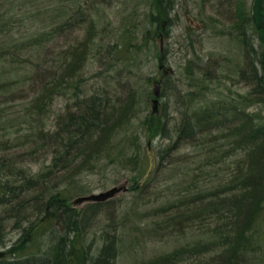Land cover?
Wrapping results in <instances>:
<instances>
[{
  "label": "rangeland",
  "instance_id": "374dc122",
  "mask_svg": "<svg viewBox=\"0 0 264 264\" xmlns=\"http://www.w3.org/2000/svg\"><path fill=\"white\" fill-rule=\"evenodd\" d=\"M171 1L170 12L158 20L161 28H157L151 21L154 0H0V83L30 76L25 85L14 84L0 94V112L5 113L0 122V157L5 164L30 168L31 173L46 170L52 153L48 147L34 150L38 133L66 123V116L75 109L76 89L67 77L63 85L68 88L49 101L42 100L46 102L44 118L28 129L24 120L42 99L40 88L34 87L47 77V82H53L54 70L61 72L71 65L69 55L63 59L61 52L66 54L67 47L80 42L89 43L90 35L91 47L80 71L84 79L79 85L81 93L100 91L118 106L132 96L131 114L118 124L116 143L137 136L141 146L139 164L110 160L103 154L91 168L76 174L55 168L49 178L56 187L50 194L61 193L58 203L69 208L65 213L52 208L41 219L42 207L36 215L34 209L42 202L33 197L38 190L21 194L17 201L25 204L21 209L6 208L5 213L0 205V249L6 250V259L32 253L52 264L51 247L61 236H73L71 229L76 225L72 240L81 263L93 264L102 245L112 243L116 251L113 264H166L164 256L173 253L181 255L170 264H226L221 249H203L204 244L220 239L223 230V234L234 235L229 224L233 217H227L230 213L224 208L229 195L238 191L224 187L236 163L245 165L243 149L234 148L236 156L224 155L233 149L230 143L238 140L228 129H209L195 139L181 140L175 138L174 126L186 112L211 105L232 106L230 114L239 110L241 118L244 114L264 117V94L252 92L248 66L252 53H246L243 43L258 47L262 31L250 20L254 0ZM81 12L88 16L82 23ZM69 17L74 25L54 32ZM122 35L134 46L122 53V61L114 60ZM27 66L39 72H23ZM156 84V111L152 112ZM156 117L166 122L163 132L168 137L155 129L148 131L147 122ZM148 161L152 168L144 176L141 172L147 171ZM1 176L2 180L11 178L7 171ZM113 186L126 189L103 201L74 203L80 196ZM216 190L222 202L208 208ZM261 205L245 231L244 251L241 254L239 249L237 261L228 260V264H264V201ZM217 210L220 216L213 214ZM29 224L38 228L30 233L23 228ZM73 259L71 264H80L75 254Z\"/></svg>",
  "mask_w": 264,
  "mask_h": 264
},
{
  "label": "trees",
  "instance_id": "16d2710c",
  "mask_svg": "<svg viewBox=\"0 0 264 264\" xmlns=\"http://www.w3.org/2000/svg\"><path fill=\"white\" fill-rule=\"evenodd\" d=\"M166 1L167 0H154L155 9L152 10L151 21L156 23L157 28H161L158 20L160 18H165L167 13L170 12L169 7H172V1L169 0L170 3L168 6L165 4ZM87 17L88 16L85 17L82 12L79 13L80 23L83 21L85 22ZM71 20V17L64 20L61 25L55 28L54 32H59L60 29L64 27L73 26L74 23ZM250 20L258 32H264V0H254L252 2V17ZM92 28L95 27L92 25ZM262 33L258 35L259 45L256 48L253 47L252 44L248 47L243 41L246 53L250 54V51L252 53V58L250 62H248V66L251 71V81L253 83L252 92L254 95L257 93L264 94V35ZM52 34L53 33L51 32L50 35ZM145 38L146 37L144 36L143 39ZM88 41L90 42L84 44L80 42L74 48L67 47L68 50H65L66 54L61 52L62 58L64 57L66 59L69 55L71 65L63 67L61 72L54 70L51 73L52 78H50L54 80L53 82H47V80H49L47 77L46 80H41V82L34 87L35 89L40 88L38 96L41 95L42 99L31 109V118L29 116V119L24 120L28 129L36 127L37 123L44 118L42 108L46 102L42 100L49 101L54 95H60L65 88H68L63 85L65 83L64 80H66L67 77H70L72 81L71 85H74L76 89L75 109L71 110L66 116V123L59 129L45 130L42 128L38 133V142L34 150L40 151L47 149L46 147H48L51 150H47H50L52 153L51 158L48 160V164L43 168L46 170L38 173H31L29 170L30 168H27L28 171H26L23 166L19 168L15 164L6 165L5 159L0 157V205L5 207V213L7 210H13L17 207L21 209L24 207L25 204L23 201L17 202L18 198L25 192L27 193L35 190H38L39 193L34 194L33 197L42 201L34 209L36 210V215L42 212V207L45 211V213L42 214L41 219L46 216V211L48 209H61L59 210V214L65 213L69 208L58 203L59 198H61V193L57 192L56 194H50L52 189L56 187L55 182L51 184V179L49 178L51 172L55 168L59 167L58 172L65 171L64 173H67L72 171L76 174L83 169L91 168L103 154H105L108 159L119 162L124 160H129L137 164L141 162L138 153L141 146L137 136L125 137L123 138V142L116 143L118 141V137L116 138V136L120 133V130H118V124H120V122L122 123L123 119H127L131 114L130 105L132 106V102H130V100L132 96L126 98L125 101L118 106V103L116 104L112 102L111 98L106 97L100 91L97 92L96 90L87 95L81 93L82 89L79 85L83 84L84 79L80 71L87 59V50L91 47V35L86 39V42ZM116 43L114 60L122 61V53L126 54L127 50L131 46H134V44L128 42V40L126 41V39L123 38V35ZM118 45L119 47H117ZM60 67L61 66H57L59 69ZM52 68L56 67L52 65ZM23 72L36 73L39 71H32L30 66H27L23 69ZM193 74L194 72L192 75ZM29 79L30 76L26 74L21 80H4L0 83V94L14 84L19 86V84L22 83L21 85H25ZM251 94L252 93L250 92V95ZM193 100L194 98L191 97L189 103L191 104ZM231 107L232 106L227 105H211L202 110H195L193 112L188 111L182 116L181 121L174 126L175 138H180L181 140L195 139L200 132L209 129H228L231 134L238 136V140L237 143H230L233 149L227 150V153H224V155L227 156L228 154L235 153L236 156L234 148L243 149L245 165L243 164L239 166V164L236 163L233 177L224 187V189H227L229 192L238 191L237 195H229V202H227L228 205L224 208L225 212L230 213L227 217H233V219L230 220V223H228L231 225L232 233L234 235L223 234L224 230H221V238L218 240L214 239L213 242L204 244L203 249L207 252L210 250L215 251L216 249H221V254L223 255V259L225 258L226 264H228V260L230 262L234 260L237 261V257L239 256L238 253H240L238 252L239 249H241V254L242 251H244L243 249L247 240L245 237V231H247L253 219L259 214L262 209L261 203L264 201V117L260 118L261 116H258L257 118V116L255 117L254 115L244 114L245 117L241 118L239 117V110L237 111L234 109V112L230 114V110H233ZM189 108L190 106H188V109ZM4 116L5 113L0 112V122L4 120ZM232 122H234V124H232ZM165 123L166 122L161 123L160 117H156L152 123L147 122V124H149L148 131L151 132L155 129L157 132L163 133L164 137H168V135L163 132ZM0 129H2L1 126ZM8 133L11 132L9 131ZM176 146L177 144H174V147ZM147 163V171L141 172L144 176L149 174L152 168L150 162L148 161ZM11 167H14V169ZM3 171H7V173L11 175V178H5L2 180L1 173ZM57 176L58 174L53 177L56 178ZM134 183H136V181L133 180L131 184L132 187H134ZM49 185H51L52 188H50ZM218 193H220L219 190H216L214 202L211 201L209 206H207L208 208L211 207L213 203L216 204L222 202L221 198H218L219 195L217 196ZM198 201L200 200H194V202ZM201 204L203 206V201ZM199 206L200 204L198 207ZM6 208L8 209L6 210ZM218 211L219 210L215 211L213 214L215 216H220ZM176 217L177 216H174L175 219ZM205 217L207 218L208 216ZM74 227L76 229L77 226L75 225ZM23 228H27L30 233H33L38 226L35 224H29ZM75 229H71L73 230L74 235L76 234ZM74 235L70 237L61 236V238L56 240L51 247L53 251L52 256L54 258L52 264H71V262L74 261V254L77 260H79L77 263L85 264L84 262L81 263V256L77 251L78 248L72 240L75 239ZM66 246H68L67 251H65ZM114 247L115 246H112V243L102 245L93 264H97V262H100V264L101 262L104 264H113L116 254ZM225 247L227 248L224 249ZM75 250L76 252H74ZM203 250L200 252H203ZM179 255H181V253H173L164 256V262L166 264L173 263L179 258ZM0 264L49 263L47 260H39L31 253L11 259L3 257L0 259Z\"/></svg>",
  "mask_w": 264,
  "mask_h": 264
},
{
  "label": "water",
  "instance_id": "95a60500",
  "mask_svg": "<svg viewBox=\"0 0 264 264\" xmlns=\"http://www.w3.org/2000/svg\"><path fill=\"white\" fill-rule=\"evenodd\" d=\"M158 88H159V85L156 84L155 89H154L155 97L152 99V102H153L152 112L156 111V103H157L156 96L158 95ZM125 189H126V186H113V187H111L105 191L99 192V193H91L88 195L80 196L74 200V203H79V202L87 201V200L103 201V200H106V199L112 197L114 194H116L120 190H125ZM4 255H5V250L0 249V258H2Z\"/></svg>",
  "mask_w": 264,
  "mask_h": 264
},
{
  "label": "flooded vegetation",
  "instance_id": "af4514ba",
  "mask_svg": "<svg viewBox=\"0 0 264 264\" xmlns=\"http://www.w3.org/2000/svg\"><path fill=\"white\" fill-rule=\"evenodd\" d=\"M161 66V65H160Z\"/></svg>",
  "mask_w": 264,
  "mask_h": 264
}]
</instances>
